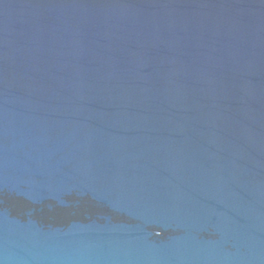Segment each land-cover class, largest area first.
I'll return each instance as SVG.
<instances>
[{
    "label": "water",
    "instance_id": "1",
    "mask_svg": "<svg viewBox=\"0 0 264 264\" xmlns=\"http://www.w3.org/2000/svg\"><path fill=\"white\" fill-rule=\"evenodd\" d=\"M0 264H264V0H0Z\"/></svg>",
    "mask_w": 264,
    "mask_h": 264
}]
</instances>
